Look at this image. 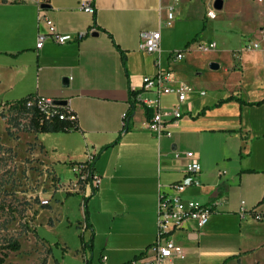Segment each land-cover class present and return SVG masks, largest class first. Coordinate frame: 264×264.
<instances>
[{
  "label": "crops",
  "instance_id": "crops-1",
  "mask_svg": "<svg viewBox=\"0 0 264 264\" xmlns=\"http://www.w3.org/2000/svg\"><path fill=\"white\" fill-rule=\"evenodd\" d=\"M179 1L184 6L178 7V11L188 13H192L197 2ZM46 3L48 7L39 11V0H0V101L11 103L32 93L65 99L75 113L76 128L54 132L50 150L42 140H37V156L58 177L57 166L64 165L70 170L69 163L82 160L86 149L95 153L92 167L100 176L99 184L95 187L88 184L83 193H75L85 198L88 221L85 227L90 228L89 237L91 231L94 235L93 226L96 227L91 216L92 205L98 202L96 213L108 217L110 222L108 230L98 232L110 237V242L115 236H132L120 239L117 244V248L129 252L128 258L119 260V264L139 252L144 251V255L154 235L152 213L158 184L168 189L167 183L180 180L186 162L184 151L192 150L200 165L197 175L200 182L188 185L182 196L209 203L214 208L202 227L186 220L171 233L181 255L168 258L166 264H209V261L217 264L227 258L225 264H259V254L264 250V111L245 114L243 110L264 104V100L248 103L264 97V76H256L258 86L254 96L248 97L242 80L244 71L237 67L234 88L209 103L201 98L205 92L199 93L205 83L202 85L197 76L184 70L190 67V55L183 53L179 60L170 61L168 53L160 52V62L172 69L173 78L188 82L193 90L181 104L183 115L168 125L170 135L157 137L146 127L143 103L149 99L155 105L157 97L141 89L143 75L154 71L155 55L138 49V42L143 30L168 28L164 18L166 6L172 0H93L92 14L79 8V0H47ZM39 12L70 39L56 43L47 36L36 48L37 33L47 30L43 21L38 22ZM173 24L174 21L168 26L173 28ZM235 25L234 21L229 26L223 24L227 29L240 31L242 46L247 38L258 42L256 34L263 32L262 29L254 33L245 30L246 25ZM90 26H94L91 32L76 37V33ZM114 44L123 51L128 83L121 55ZM159 47H165L161 34ZM240 55L235 56L240 58ZM64 76L68 77L67 86L61 84ZM129 89H138L139 101H136L131 128L121 132L122 113L130 105ZM231 94L245 102L240 104L231 99L204 108ZM176 101V95L170 92L159 97L158 105L168 108ZM202 108L203 112L198 115ZM109 143L112 144L104 148ZM50 178L44 177L46 191L40 188L37 192L41 195L39 198L52 195L48 205H38V215L48 219L43 225L45 228L53 229L61 211L54 193H74L51 192ZM241 200L247 208L262 213L263 219L255 220L250 215L241 218L237 213ZM81 213L84 217L82 208ZM81 238L85 240L82 234ZM102 255L105 254L101 250L99 256ZM87 257L83 264H90Z\"/></svg>",
  "mask_w": 264,
  "mask_h": 264
},
{
  "label": "rangeland",
  "instance_id": "rangeland-1",
  "mask_svg": "<svg viewBox=\"0 0 264 264\" xmlns=\"http://www.w3.org/2000/svg\"><path fill=\"white\" fill-rule=\"evenodd\" d=\"M223 1V8L216 10L217 17L209 19L204 15V11L207 3H212V0L208 2L197 0L192 13L186 10L179 12L178 7L184 5L178 0L173 9V28L167 25L168 28L160 30L165 46L159 47L160 52L166 54L180 50L190 55V67L184 70L192 76H197L202 85L205 83L206 86L203 85L205 94L201 98L209 100V103L218 100L234 88L237 67L244 71L242 80L244 90H248V97L254 96L253 91L258 86L256 76L258 74L264 76V0ZM220 19L224 21L221 22ZM230 21H234L236 27L246 25L245 30L254 33L263 29L261 34H256L258 48L242 46L238 37L240 31L223 26V24L229 26ZM210 39L215 41L213 49L200 51L196 48L198 41ZM239 53L240 58H237L235 55ZM207 60L209 61L206 67ZM210 62H216L218 67L208 70ZM247 111L253 113L264 111V104L244 108L245 114ZM27 117L14 109L10 102L0 101V253L6 250L4 245L7 242L15 240L20 244L19 249L7 251L2 264H83L86 256L90 264H119V260L128 258L129 252L117 248V244H120V239L122 241L132 236H115L110 242V237L98 232L108 230L110 223L108 217L96 213L98 202H95L91 209V216L96 223V227L93 226L94 246L89 248L83 244L89 237L90 228L85 227L81 213L84 198L75 193L67 195L54 193L61 208L60 220L54 227L52 226L53 229L43 226L48 219L38 215V199L41 195L37 192L40 188L46 191L45 175L51 177L50 182L55 181L57 175L54 176L53 171H49L37 156L39 149L37 140H42L45 148L50 150L55 133L36 132L30 129ZM55 172L60 182L66 181L72 175L64 165L57 166ZM156 209L157 197L152 213L154 231L152 241L157 232ZM81 234L84 235V241L80 237ZM101 250L105 254L103 260L99 256ZM259 258V264H264V250L259 254ZM213 263L209 261V264Z\"/></svg>",
  "mask_w": 264,
  "mask_h": 264
},
{
  "label": "built area",
  "instance_id": "built-area-1",
  "mask_svg": "<svg viewBox=\"0 0 264 264\" xmlns=\"http://www.w3.org/2000/svg\"><path fill=\"white\" fill-rule=\"evenodd\" d=\"M40 4L46 3L47 0H39ZM178 0H172V3L166 6L164 24L170 25L173 21L174 4ZM79 8L88 13H94L93 0H79ZM39 11L42 7H39ZM216 10L212 3L208 2L205 9V16L209 19L215 18ZM38 22L43 21L47 26L46 31H39L36 36L35 47L39 48L44 39L49 36L56 43H65L70 37L66 34L59 33L53 22L47 17L43 16L41 12L37 15ZM94 26H90L87 30L76 33L77 38L91 32ZM160 31L143 30L139 35L138 49L148 54H154L153 64L154 71L150 74L143 75L141 79V89L151 91L156 95V104L153 105L151 100H143L144 106L151 108V113L146 118V127L154 132L157 137L162 135L169 136L170 130L168 125L180 118L183 115L181 104L186 95L191 92L192 86L181 80L173 78V71L169 66H164L160 62ZM244 47L250 49L258 48V42L247 38L243 44ZM215 47L214 40L198 41L196 48L200 51H208ZM183 51L168 52V59L176 61L182 58ZM173 92L176 95L177 101L168 108H161L158 105V99L161 95ZM204 94V90L199 91ZM136 101H139L138 93L134 96ZM51 97L36 95L32 99L25 102L28 109L35 108L40 114L39 123L44 120L53 118L75 120V113L69 108L67 104L59 105L52 102ZM126 112L123 111L122 118L126 117ZM30 114V112H29ZM186 162L184 164V175L180 180L172 181L166 184L168 189L158 184L157 191V209H156V225L157 232L152 243L147 247L146 253L140 257L131 259L126 264H166L168 258L173 256H180L181 250L174 243L171 233L182 226L186 220L193 221L197 227H202L209 219V215L213 211L214 206L205 204L193 199H186L182 196L183 191L188 185L199 184L198 173L200 165L197 160V155L192 150L184 151ZM95 158V153L86 149L85 156L82 160L72 161L69 163V169L72 175L66 181L60 182L56 177L55 181L50 182L51 192L63 191L67 193H83L84 188L90 184L95 187L99 184L100 176L93 171L92 163ZM52 195H50L51 197ZM50 197L39 198L40 205H48ZM238 215L243 218L246 215L252 216L255 220L263 219V214L255 208H247L244 201L239 202L237 210ZM102 260L104 256L102 255ZM87 264V263H84Z\"/></svg>",
  "mask_w": 264,
  "mask_h": 264
},
{
  "label": "trees",
  "instance_id": "trees-1",
  "mask_svg": "<svg viewBox=\"0 0 264 264\" xmlns=\"http://www.w3.org/2000/svg\"><path fill=\"white\" fill-rule=\"evenodd\" d=\"M1 1H5V0H1ZM114 45L117 48V50L119 51V53L121 55V59L123 61V51L116 44H114ZM187 45H188V42H187L186 46ZM123 68L125 70V74L127 77V83H128V72L126 70V67L124 66V61H123ZM137 93H138V89H129L128 90V94L130 97V105L127 109L126 117L123 118V124L121 127V132L127 131L131 128L132 115H133V112H134V109L136 106V100H135L134 96ZM35 96L36 95L30 93L24 97H21L15 101L11 102V105L14 109H16L19 113H24L26 116H28L27 117L28 118V127L30 129H32L36 132H44V131L56 132V131H66V130H69L70 128H76V118H75V120L53 118V119H49V120H44L42 123H39V121H40L39 119L41 118V114L35 108L28 109L25 106V102L28 99L34 98ZM231 99L238 101L240 104L245 102L243 99H241V97L231 94V95H229L223 99H220L217 103H214L211 106H206L204 108L216 106L223 101H227V100H231ZM263 100H264V97L261 100L252 101V102H248V103L249 104H258ZM204 108H202L198 112V115H200L203 112ZM29 112H30V114H29ZM150 113H151V108L144 106V114H145L146 118H148L150 116ZM117 140H118V137L112 143L116 142ZM112 143L106 144L104 146V148L110 146ZM83 212H84V220H85V223L87 225L88 221H87V209L85 206V198L83 199ZM92 235H93V233L91 231L90 237L88 238V240L86 242L83 243L84 245H87L89 248H91V245H92ZM80 237H81V235H80ZM19 247H20V244L18 241L13 240V241L7 242L4 245V248L6 250H4L0 253V264H2L4 262L5 257L7 255V251H15V250L19 249ZM143 252H139L138 254L134 255L133 258L140 257L141 255H143ZM226 260H228V258L225 259L224 261H222L221 263H217V264H225ZM129 261L130 260L125 261L122 264H126Z\"/></svg>",
  "mask_w": 264,
  "mask_h": 264
},
{
  "label": "water",
  "instance_id": "water-1",
  "mask_svg": "<svg viewBox=\"0 0 264 264\" xmlns=\"http://www.w3.org/2000/svg\"><path fill=\"white\" fill-rule=\"evenodd\" d=\"M42 8H46L48 7L47 3H42L40 5ZM212 6L215 10H220L223 7V0H212ZM218 67V64L216 62H211L209 63V68L211 69H215ZM62 86H67L68 84V77L64 76L62 78V82H61ZM52 102L55 104H61V105H65L66 104V100L65 99H58V98H53Z\"/></svg>",
  "mask_w": 264,
  "mask_h": 264
}]
</instances>
